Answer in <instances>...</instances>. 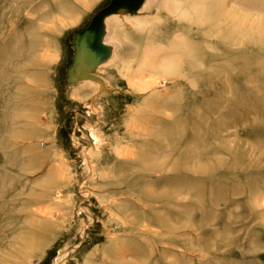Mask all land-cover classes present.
Here are the masks:
<instances>
[{
	"label": "rangeland",
	"instance_id": "obj_1",
	"mask_svg": "<svg viewBox=\"0 0 264 264\" xmlns=\"http://www.w3.org/2000/svg\"><path fill=\"white\" fill-rule=\"evenodd\" d=\"M109 1L0 0V264H264V0H144L70 74Z\"/></svg>",
	"mask_w": 264,
	"mask_h": 264
},
{
	"label": "water",
	"instance_id": "obj_2",
	"mask_svg": "<svg viewBox=\"0 0 264 264\" xmlns=\"http://www.w3.org/2000/svg\"><path fill=\"white\" fill-rule=\"evenodd\" d=\"M143 3L144 0H110L97 11L88 26L74 37V57L70 74L76 72L77 68L82 69L84 74H89L97 65L107 60L111 49L103 43L105 19L113 14H135ZM79 64L84 68L77 67Z\"/></svg>",
	"mask_w": 264,
	"mask_h": 264
},
{
	"label": "bare ground",
	"instance_id": "obj_3",
	"mask_svg": "<svg viewBox=\"0 0 264 264\" xmlns=\"http://www.w3.org/2000/svg\"><path fill=\"white\" fill-rule=\"evenodd\" d=\"M132 84V83H131ZM97 141V140H96Z\"/></svg>",
	"mask_w": 264,
	"mask_h": 264
}]
</instances>
